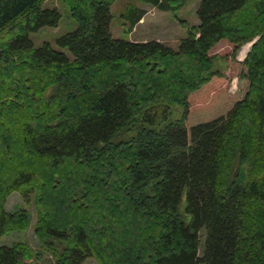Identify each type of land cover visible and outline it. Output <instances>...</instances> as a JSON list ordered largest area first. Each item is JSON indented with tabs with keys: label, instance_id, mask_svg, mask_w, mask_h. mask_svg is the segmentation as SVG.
<instances>
[{
	"label": "trees",
	"instance_id": "obj_1",
	"mask_svg": "<svg viewBox=\"0 0 264 264\" xmlns=\"http://www.w3.org/2000/svg\"><path fill=\"white\" fill-rule=\"evenodd\" d=\"M44 1L0 0V236L33 195L40 247L0 264H264V0H201L176 50L114 38V0H62L76 29L35 46L60 20ZM254 39L230 94L211 50Z\"/></svg>",
	"mask_w": 264,
	"mask_h": 264
},
{
	"label": "rangeland",
	"instance_id": "obj_2",
	"mask_svg": "<svg viewBox=\"0 0 264 264\" xmlns=\"http://www.w3.org/2000/svg\"><path fill=\"white\" fill-rule=\"evenodd\" d=\"M201 0H184L183 5L176 11H162L142 0H114L109 10L111 20L109 30L111 35L116 39L128 40L134 42L144 41H160L165 45L176 50L182 38L187 36V29L183 26L199 24L197 10ZM41 8H55L60 14V20L56 26L43 27L31 34L33 45L38 46L43 42L56 46V38L63 34L76 29V24L66 10V6L62 0H46L41 4ZM140 9L145 12L142 18L135 24H131V13ZM184 22V23H183ZM251 42L245 43L231 57L229 54L232 45L222 41L212 48L211 54L217 55L214 59L213 66L222 74L226 75L228 92L233 94L238 89V77L236 71V63L241 62ZM248 46L247 49L245 47ZM64 52L68 53L65 49ZM199 98L196 95L191 96V106H197ZM211 101V100H210ZM210 101H206L205 105H209ZM198 107V106H197ZM21 208L28 211L29 223L27 228L22 230L9 231L0 236V246H10L14 243H25L33 250H39V244L34 234L36 221V210L33 203V195L23 198L19 193L12 192L6 199L5 210L13 212ZM206 231L204 228L200 230V243L198 255L201 256L205 241ZM50 259V258H49ZM44 260H33L31 264H44ZM83 264H98L93 258L86 259Z\"/></svg>",
	"mask_w": 264,
	"mask_h": 264
},
{
	"label": "water",
	"instance_id": "obj_3",
	"mask_svg": "<svg viewBox=\"0 0 264 264\" xmlns=\"http://www.w3.org/2000/svg\"><path fill=\"white\" fill-rule=\"evenodd\" d=\"M255 42V39L250 43V45H252Z\"/></svg>",
	"mask_w": 264,
	"mask_h": 264
},
{
	"label": "bare ground",
	"instance_id": "obj_4",
	"mask_svg": "<svg viewBox=\"0 0 264 264\" xmlns=\"http://www.w3.org/2000/svg\"><path fill=\"white\" fill-rule=\"evenodd\" d=\"M247 48H248V46L245 47V49H247Z\"/></svg>",
	"mask_w": 264,
	"mask_h": 264
}]
</instances>
